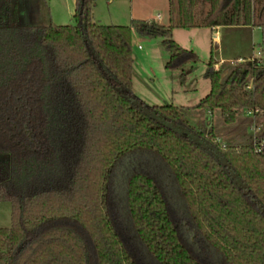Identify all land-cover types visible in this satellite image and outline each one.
<instances>
[{"label": "trees", "instance_id": "16d2710c", "mask_svg": "<svg viewBox=\"0 0 264 264\" xmlns=\"http://www.w3.org/2000/svg\"><path fill=\"white\" fill-rule=\"evenodd\" d=\"M19 25L0 0V264H264L260 144L222 146L133 92V34L161 38L180 84L199 61L175 29L259 27L264 0H168V23ZM205 62L187 110L264 117V60ZM260 148V150H258Z\"/></svg>", "mask_w": 264, "mask_h": 264}, {"label": "rangeland", "instance_id": "374dc122", "mask_svg": "<svg viewBox=\"0 0 264 264\" xmlns=\"http://www.w3.org/2000/svg\"><path fill=\"white\" fill-rule=\"evenodd\" d=\"M107 1L95 0L92 7L94 20L100 24H129L131 4L137 19H154L161 24H166L168 21L167 0H112L111 4H107ZM58 2V6L55 5L57 7L53 11L60 17V24H73L74 19L67 16V8L71 5L72 0ZM38 12L40 15V10ZM157 13H160L159 18H156ZM208 32L209 30L206 28L174 31L173 39L181 46L191 49L193 45H197L198 48L196 53L199 56V61L196 68L191 76L188 74L183 80V87L187 91L180 90L179 77H176L178 70L165 68L169 53L163 48L161 38L140 37L134 33L132 47L134 58L132 66L133 92L149 105L165 103L182 105L185 118L198 130L212 133L222 146L241 148L251 142L258 146L264 128V117L259 118L255 113L241 111L234 125H225L218 111L206 115L202 111L187 110L186 105L197 102L210 89V82L203 75L205 62L210 57L211 49L214 50V59H218L220 55L231 59L223 63L231 62L238 57L257 59L264 56V29L223 27L219 31V41L215 42L212 47L211 40L207 37L210 34ZM192 38L195 39V44L191 43ZM257 51L262 52L261 56L257 55ZM259 60L264 59L260 58ZM10 222L11 205L7 201H1L0 227H9Z\"/></svg>", "mask_w": 264, "mask_h": 264}, {"label": "crops", "instance_id": "0c3cea01", "mask_svg": "<svg viewBox=\"0 0 264 264\" xmlns=\"http://www.w3.org/2000/svg\"><path fill=\"white\" fill-rule=\"evenodd\" d=\"M58 1H60V0H4L5 3L10 4L11 10L13 12V17L19 25H47L50 23L60 24V22H61V21H59L60 17L57 16L58 14L53 11V9L58 6V3H59ZM111 1L112 0H108L107 4H111ZM167 2H168V0H167ZM55 5H57V6H55ZM74 9H75V0H72L71 5L68 6V8H67V10H68L67 16L68 17L73 18L72 16L74 13ZM166 9H167V13H168V5H167ZM38 10H40V13H41L40 15H39ZM35 11H36V13H33ZM159 17H160V13H157L156 18H159ZM128 18L130 20L131 19H137V15L134 12L132 4L129 8V17ZM167 23H168V21H167ZM222 28L223 27H220V26H216L213 28H206L209 30L208 33H210L209 36H207V37H209V39L211 40V47L213 46V44L215 42L219 41V39H220L219 31ZM251 28L255 29V28H259V27H251ZM197 29H200V28H196L194 30H197ZM176 30H179V29H175L174 31H176ZM174 31H173V37H174ZM191 37H193V36H191ZM195 42H196L195 39L192 38L191 43L195 44ZM191 50L198 52L197 45H193L191 47ZM211 50H212V52H214L213 49H211ZM261 54H262V52L257 51L258 56H261ZM252 56H254V55H252ZM254 57H256V56H254ZM238 58L242 59L240 57H238ZM260 58L264 59V56L258 57L257 59H260ZM215 60L217 62L216 66H218L221 63H223L227 60H231V59H226L225 56L220 55L218 57V59L215 58ZM191 74L192 73H190L189 75L191 76ZM176 77H178V72H177ZM180 90L187 91L183 87V85L180 86ZM197 102H194L191 105H186V107L190 108L193 105H195ZM177 106L181 107L182 105L179 104ZM195 110L202 111L201 109H195ZM208 113L210 114V112H208V111L205 112L206 115H208Z\"/></svg>", "mask_w": 264, "mask_h": 264}, {"label": "built area", "instance_id": "2783aa9c", "mask_svg": "<svg viewBox=\"0 0 264 264\" xmlns=\"http://www.w3.org/2000/svg\"><path fill=\"white\" fill-rule=\"evenodd\" d=\"M139 47H140V45H139ZM249 113H252V112H249ZM258 150H260V148H258Z\"/></svg>", "mask_w": 264, "mask_h": 264}]
</instances>
